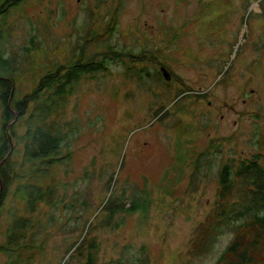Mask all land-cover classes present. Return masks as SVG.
Masks as SVG:
<instances>
[{
  "label": "rangeland",
  "instance_id": "374dc122",
  "mask_svg": "<svg viewBox=\"0 0 264 264\" xmlns=\"http://www.w3.org/2000/svg\"><path fill=\"white\" fill-rule=\"evenodd\" d=\"M0 32L17 97L58 66L109 58L53 115L69 153L43 180L54 197L26 212L12 180L0 243L24 214L39 244L27 264H84L88 251L94 264H264V228L245 211L259 210L264 188L238 167L264 156V0H21L0 16ZM12 145L10 176L20 170L10 168L21 154ZM144 194L147 212L117 210L106 224L113 202Z\"/></svg>",
  "mask_w": 264,
  "mask_h": 264
},
{
  "label": "trees",
  "instance_id": "16d2710c",
  "mask_svg": "<svg viewBox=\"0 0 264 264\" xmlns=\"http://www.w3.org/2000/svg\"><path fill=\"white\" fill-rule=\"evenodd\" d=\"M20 1L0 0V16H4L8 7ZM0 35L3 36L2 32ZM110 49L113 54L119 55L118 51H115L116 49ZM108 60L106 55H101L97 59H77L67 67L58 66L54 70L44 73L31 93L17 97L14 85L16 61L14 58L5 56L0 50V162L9 153L6 160L0 164V209L11 190L10 182L14 179L17 183L12 189V195L23 203V209L26 212H35L40 203L50 202L54 197L55 185L43 183V180L51 167L68 159L69 153H64L63 150V139L67 133L62 130L53 115L67 102L68 96L75 91L82 77L85 75L96 77L107 69ZM30 104H32L31 107ZM20 119H24L25 124L22 134L16 133V125ZM9 137L21 145L19 163L14 161L13 167H10L12 169L18 166L20 170L12 176H10L8 168L12 157L18 150L15 145H12L10 151ZM260 158L264 160L263 155H255L248 160H241L238 167L239 174L253 171L256 174L258 186L262 189L264 188V165L259 161ZM230 174L231 166L229 163H224L218 176L226 190ZM27 175L29 178H25ZM112 193L107 198L108 202L113 201ZM147 196L144 194L132 199L128 206H116L113 202L112 206L104 210L106 211L104 214L106 224L113 220V215L117 210H124L127 214L136 211L147 212L149 206ZM260 204L259 210L255 213L251 207L253 205L245 207V211L252 215V221L257 227L264 228V189L261 190ZM223 209L225 208L221 210ZM99 213L94 215V219ZM35 231V225L30 217L24 214L15 215L5 232V241L0 243V252L8 257L7 264H27L24 252L39 246L34 239ZM87 244L88 247L95 248L96 241L92 239ZM85 255L84 264H94L92 252L88 251Z\"/></svg>",
  "mask_w": 264,
  "mask_h": 264
},
{
  "label": "water",
  "instance_id": "95a60500",
  "mask_svg": "<svg viewBox=\"0 0 264 264\" xmlns=\"http://www.w3.org/2000/svg\"><path fill=\"white\" fill-rule=\"evenodd\" d=\"M161 73H162V75L166 78V79H168L169 78V75L166 73V72H164V70L163 69H161V71H160ZM10 138V137H9ZM10 151H11V148H12V140H11V138H10ZM8 155H9V153L4 157V159H2V161L0 162V164H2L5 160H6V158L8 157ZM0 188H1V184H0Z\"/></svg>",
  "mask_w": 264,
  "mask_h": 264
}]
</instances>
